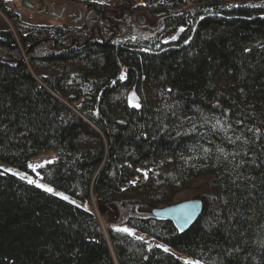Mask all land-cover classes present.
<instances>
[{
	"label": "trees",
	"instance_id": "obj_1",
	"mask_svg": "<svg viewBox=\"0 0 264 264\" xmlns=\"http://www.w3.org/2000/svg\"><path fill=\"white\" fill-rule=\"evenodd\" d=\"M147 6L182 26L175 40L127 42L130 24L104 25L97 5L93 35L24 23L0 0L15 23L0 30V161L14 169L0 167V264L189 262L159 243L264 264V0ZM182 191L203 208L180 230L154 209Z\"/></svg>",
	"mask_w": 264,
	"mask_h": 264
},
{
	"label": "rangeland",
	"instance_id": "obj_2",
	"mask_svg": "<svg viewBox=\"0 0 264 264\" xmlns=\"http://www.w3.org/2000/svg\"><path fill=\"white\" fill-rule=\"evenodd\" d=\"M3 1L4 3H6L8 8H11V9L15 8L13 10L17 12L18 18L24 23L62 24V25L70 26V27L81 28L82 31L87 29L88 25H86V22L88 23L89 15H87V19H86V14L88 11H90V9H93L91 7L93 5H97L98 7L101 8V10L104 8L107 9L105 11L106 17L102 15V11H101L100 12L101 17L99 16L98 18V19H103L104 25H106V22L108 21L104 18H110V19L111 17L115 18V16L121 13L119 8L122 7L123 5L124 6L128 5L129 9L130 8L133 9L132 7L134 6L132 5V0H125V1H122V0H89L86 3L78 2L75 0H28V2L32 4L31 6L23 5L22 0H3ZM233 2L235 1H232L231 3ZM87 3H93V5L87 7L86 5ZM134 3L136 5L137 10H134V11L130 10L129 19H128V22H129L128 25L130 24V30H132V34L128 36L125 35L124 40H126L127 42L145 44L153 40L155 36L158 39L160 40L162 39L164 41L175 40L178 37V34L180 33V29L182 28V26L180 25V26L175 27L174 24L167 23L166 19L170 14H167V13L163 14L160 8H152L155 6L146 7L147 0H138ZM190 6L191 4L187 3V5L184 6V8L187 9ZM112 8H115V9H112ZM79 13H81L80 18H78ZM110 14H111V17L109 16ZM141 16L144 18L143 23H139L138 21L139 17ZM112 20L114 23L115 22L114 19ZM97 23H94V24L96 25ZM14 24L15 23L11 19H9L7 16H5L3 12H0V30L5 26L14 28ZM94 24H92V26L90 27L88 26L91 32H94L93 31V27L95 26ZM97 26L99 28V25ZM56 157L57 156L54 151H48L44 154L33 157L30 160V165L35 166V164L40 162L41 159H46V161L43 162L40 167H36L35 170L31 168V170L34 172L33 177L22 175V174L21 176L27 178L28 180L31 179L35 181L36 178L40 177L41 167H43L49 162L54 161ZM0 167L3 169H7V170H14L10 164L4 161H0ZM188 198H191V193L188 191H182L175 197L174 202H177L183 199H188ZM94 210H95V214L97 215L98 219L100 218L99 221L103 229L102 231L106 233L105 231L106 224L102 220L101 213L99 212L97 207ZM121 228H123V226ZM137 234L139 237L145 239L147 242L156 241L155 239L149 237L148 235L144 233H137ZM159 244L162 247L172 251L173 253L182 256L186 261L193 262V264H207L204 261L196 257H193L191 255L185 254L171 246H168L163 243H159Z\"/></svg>",
	"mask_w": 264,
	"mask_h": 264
},
{
	"label": "water",
	"instance_id": "obj_3",
	"mask_svg": "<svg viewBox=\"0 0 264 264\" xmlns=\"http://www.w3.org/2000/svg\"><path fill=\"white\" fill-rule=\"evenodd\" d=\"M77 1H88V0H77ZM23 5H32L28 0H22ZM81 17L79 13L78 18ZM139 23L144 22V18L141 16L138 19ZM203 203L200 198H188L183 199L168 205L159 206L154 209V213L162 218L171 219L175 225L183 230L198 219L202 212ZM152 245L151 243L148 246Z\"/></svg>",
	"mask_w": 264,
	"mask_h": 264
},
{
	"label": "flooded vegetation",
	"instance_id": "obj_4",
	"mask_svg": "<svg viewBox=\"0 0 264 264\" xmlns=\"http://www.w3.org/2000/svg\"><path fill=\"white\" fill-rule=\"evenodd\" d=\"M249 1H253V0H249ZM87 5V7L88 6H91V5H93V3H87L86 4ZM132 5H134L132 8L133 9H129L128 7V5H126V6H122V7H120L119 8V10L121 11V13L119 14V15H117V16H115L116 18L118 17V22H114V26H116V25H120V26H122V27H124V28H126L127 27V25H128V19H129V11L131 10V11H134V10H137V8H136V5H135V3H133L132 2ZM92 7V6H91ZM112 9H115V8H112ZM107 9H102V15L104 16V17H106L105 16V11H106ZM126 15V16H125ZM120 16V17H119ZM104 19H108V18H104ZM111 20V19H110ZM111 23L113 24V20H111ZM117 23V24H116ZM94 33L93 32H91V35H93Z\"/></svg>",
	"mask_w": 264,
	"mask_h": 264
},
{
	"label": "snow or ice",
	"instance_id": "obj_5",
	"mask_svg": "<svg viewBox=\"0 0 264 264\" xmlns=\"http://www.w3.org/2000/svg\"><path fill=\"white\" fill-rule=\"evenodd\" d=\"M121 79H123V77H121ZM135 106H137V107H139V105L137 104V105H135ZM41 165H29V167H31V168H33V170H35V168L36 167H40ZM29 183H36L35 181H33V180H29L28 181ZM37 186H39V187H46V186H44V185H37ZM46 190L47 191H52V189L51 188H46ZM57 195H62V194H57ZM64 199H67V197H64ZM118 231H125V232H129V234H131V232H130V230L129 229H127V228H123V229H117ZM165 251H168V249H166L165 248ZM186 264H193V262H186Z\"/></svg>",
	"mask_w": 264,
	"mask_h": 264
},
{
	"label": "bare ground",
	"instance_id": "obj_6",
	"mask_svg": "<svg viewBox=\"0 0 264 264\" xmlns=\"http://www.w3.org/2000/svg\"><path fill=\"white\" fill-rule=\"evenodd\" d=\"M75 1H77V0H75ZM89 1V0H88ZM78 2H85V1H78ZM87 2V1H86ZM85 2V3H86ZM43 158H45V157H43ZM46 161V159H41L40 160V162H38V163H36L35 165H41L43 162H45Z\"/></svg>",
	"mask_w": 264,
	"mask_h": 264
}]
</instances>
